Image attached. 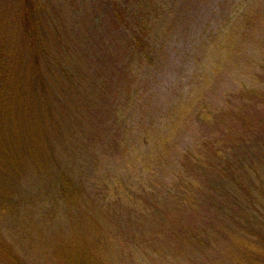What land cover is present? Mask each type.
I'll use <instances>...</instances> for the list:
<instances>
[{"label":"trees","instance_id":"trees-1","mask_svg":"<svg viewBox=\"0 0 264 264\" xmlns=\"http://www.w3.org/2000/svg\"><path fill=\"white\" fill-rule=\"evenodd\" d=\"M83 1L84 7L80 0H70L53 8L51 1L42 5L40 0H12L8 20L21 28L14 32L12 45L9 35L0 38V264H109L102 255L109 252L108 235L115 229L122 234L133 230L126 231L116 211L143 215L146 208H131L147 204L152 218L163 212L167 221L163 217V224H145L140 231L161 234L170 251H175V242L191 254L221 249L232 256V264H264V41L253 43L254 54L244 64L263 84L244 86L239 94L259 100L246 127L242 123L236 132L241 111L232 103L225 113L233 122L229 127L212 122L221 120V110L199 114L201 124L212 127L208 137L191 139L166 184L155 185L145 170L147 163L141 162L138 171H146L148 180L132 193V181L125 182L129 169L137 177L136 166L126 159L132 131L138 133L136 143L163 153L176 140L182 126L178 124L192 115V100L180 95L170 102L167 116L156 117L149 101L129 93L135 68L153 69L156 53L155 47L146 46L154 27L135 35L129 24L145 23L165 10L161 2L166 5L167 0H90L88 6ZM235 2V8L217 20V30L199 33V42L209 41L197 47L205 57L217 56L224 45L227 54L236 53L235 35L260 25L250 20L257 0ZM224 4L228 2L217 7ZM70 7L67 21H60ZM93 16L95 23L89 22ZM121 26L131 34L124 38V53H131L127 62L121 66V58L111 61L115 50L97 44V56L85 62L91 42L101 40L98 31ZM246 34L239 44L245 43ZM122 69L129 75L112 83ZM204 79L202 88L207 86ZM162 119L166 121L159 124ZM115 145L118 155L122 149L119 164L99 184L94 169L103 156H112ZM161 200L172 203L161 205ZM35 234L37 241L32 239Z\"/></svg>","mask_w":264,"mask_h":264},{"label":"rangeland","instance_id":"rangeland-1","mask_svg":"<svg viewBox=\"0 0 264 264\" xmlns=\"http://www.w3.org/2000/svg\"><path fill=\"white\" fill-rule=\"evenodd\" d=\"M48 1L53 2V8L56 7L59 2L66 1L69 3L70 0H40L42 5L49 4ZM84 7V1L80 0ZM90 0H85V5H89ZM228 2L224 4L221 8L217 5L221 2ZM259 6L255 14L250 15L251 21H259V26L246 28L240 31L239 34L235 35V46L234 51L236 53H231L228 50V54L225 50V45L220 48V52L214 57H205V52H199L198 46H204V42H199V33L201 30L206 29L207 32H212L218 25L217 20L224 18L229 10L234 9L236 4L235 0H167L166 5L164 1L163 8L164 11H158L150 16L145 23L139 20L135 22H130L129 29L135 35H145L148 29L154 27V32L152 34V39L148 41L146 46L155 47V67L150 70L146 68L136 67L134 74H132L134 81L133 85L129 87V93L135 95V99L140 97L144 100L149 101L152 106V112L156 113V117L167 116L170 110V102L176 100L177 95L185 101L193 102V109L191 110L192 115L181 121L178 126L180 127L179 133L176 136V140L167 146L166 151L163 153H154L153 150H149V145L146 143H136V137H138L137 131H132V137L130 136L132 146L128 149L127 160L131 161L133 165L136 166L137 177L134 179L131 176L132 171L129 169V173L125 178V182L130 183L129 188H133L132 193H137L136 188L142 187L145 181L148 180L147 172L143 171L142 174L139 173L138 169L143 167L141 162L145 161L146 169L149 171L152 180L155 185L163 184L169 182L174 174L173 170L179 160L181 153L184 149L190 146L191 139L193 141H202L206 135L209 134L212 127L205 126L201 124L200 115H208L213 113L215 110H221V120L214 119L213 123H216L225 128L224 124H228L227 127L233 124L231 118H228L227 108L232 103L235 104V110L241 111V116L238 120L237 131L242 128V123L247 124L249 114L253 116V109H259L260 107L257 99L253 97H242L239 94L244 93V86L247 89L258 88L260 84L257 79H254L255 72L244 67L245 60H248V56L254 54L255 46L253 43H258V41H264V0H257ZM5 2V4H4ZM39 2V3H40ZM15 6L12 0H0V38L5 34L9 35L8 41L13 44V34L16 30H20V25H16L13 21L8 20L12 16L11 8ZM63 11L61 13L60 21L65 22L66 15L72 11V7ZM170 12V13H169ZM44 13V12H43ZM222 13V14H221ZM241 13V12H240ZM72 14V13H70ZM235 15V14H234ZM233 15V16H234ZM16 19V18H15ZM219 19V20H220ZM165 20L162 26L155 25L159 24L161 21ZM159 21V22H157ZM89 22H96V18L90 17ZM9 24V27L7 25ZM90 28L94 29L96 26L89 23ZM259 27L261 30H259ZM121 28V29H120ZM251 29L255 32L253 36L250 34ZM8 30V31H7ZM217 30V29H216ZM258 31V32H257ZM125 32L121 27L115 28L110 32L105 31L103 28L97 33V39L100 41L91 42V48L89 49L90 58L85 62H90L97 56L98 49L95 46H108L110 49L115 50L113 53V58H108L111 61L119 60V64L122 66L127 62L128 57L131 53H124L127 35L130 34ZM247 33V34H246ZM126 34V35H125ZM246 34L245 43L239 44L242 37ZM125 35V36H124ZM131 35V34H130ZM208 35V34H206ZM120 36V38H118ZM151 36V35H150ZM96 39V38H95ZM128 39V38H127ZM125 40V41H124ZM3 43V41H2ZM0 43V45H3ZM200 44V45H199ZM239 44V46H237ZM55 44L52 46V48ZM257 49V47H256ZM238 52V53H237ZM88 57V56H86ZM205 57V58H204ZM65 59H71V56L65 57ZM217 59L219 65L217 64ZM214 60V62H213ZM204 72H208L207 76H204ZM245 73L246 75H244ZM129 74L124 72L122 69L118 74L112 78V83L116 80H120L124 76ZM196 75V76H195ZM108 76V75H107ZM207 82L206 88H202L203 78ZM253 86V87H251ZM253 88V89H254ZM149 94L152 98H148ZM132 115V112L130 113ZM132 115L131 117H133ZM139 118V115L135 117V120ZM147 118V117H146ZM129 121L132 118L129 116ZM166 119L157 120L160 124L164 123ZM224 121V122H223ZM223 124V125H222ZM212 125V124H211ZM210 125V126H211ZM236 127V126H235ZM263 126H260L261 129ZM224 130V129H223ZM262 135H264V129H262ZM213 134H210V139L213 138ZM134 135V136H133ZM260 133L257 134V137ZM120 145V144H118ZM256 145V143H255ZM152 146V145H151ZM112 156H103L101 162L97 168L94 169V175L98 180V183H102L104 180L105 173L108 170L114 168L116 171V165L119 164L118 160L122 153V149L119 147V155L117 154L118 146L115 145ZM163 149V150H165ZM150 152L149 154H147ZM142 156V159L140 158ZM107 164L110 166L107 168ZM145 165V164H144ZM108 179L106 175V180ZM138 183V184H137ZM172 203L171 201H160L161 205H168ZM148 207V209H147ZM49 207H47L48 209ZM140 208H146L142 210L144 213L140 215L132 214L130 215L125 210H117L116 215L120 213L118 217H122L121 222L126 227V231L132 233L122 234L120 229H115L113 233L108 235L110 244L108 245L109 252H104L102 255L109 259V264H232L233 258L229 254L221 249L214 250L211 253L200 254L199 250L197 253H187L185 251L184 245L182 243L175 244V251H170L171 245L165 242V238L161 234H149L142 233V226L145 224H155L164 219L167 221V214L163 215V212L158 216L153 218L148 214L152 212L150 204L147 205H136L131 209L133 211H139ZM160 213V212H159ZM157 215V214H156ZM160 216V217H159ZM155 217V218H154ZM157 219H160L157 220ZM170 224V222H168ZM156 227V225H153ZM17 232H20L19 226L17 227ZM48 235H51L48 234ZM12 239V237L10 238ZM34 241L38 240L37 235L32 237ZM46 239V237H45ZM159 246H163L159 248ZM183 251V253L180 252ZM202 252V250H200ZM250 257L253 255L248 254ZM120 256V257H119ZM42 256H37V258H42Z\"/></svg>","mask_w":264,"mask_h":264}]
</instances>
